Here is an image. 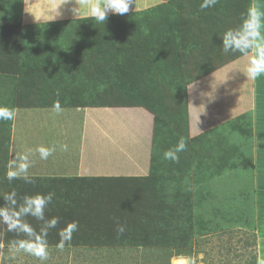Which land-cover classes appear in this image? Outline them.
I'll list each match as a JSON object with an SVG mask.
<instances>
[{
	"label": "rangeland",
	"instance_id": "rangeland-1",
	"mask_svg": "<svg viewBox=\"0 0 264 264\" xmlns=\"http://www.w3.org/2000/svg\"><path fill=\"white\" fill-rule=\"evenodd\" d=\"M38 1L0 0V108L28 105L18 99L26 62L15 39L19 29L21 35L25 31L23 26L39 23L29 18L32 12L49 9ZM84 1L76 0L78 16H86L82 10L91 7ZM152 1L134 3L125 15L109 13L104 24L87 18L70 23L69 14L77 5L66 3L58 11L62 21L38 26L47 32L41 50L58 52L62 44L60 51L66 53L62 57L72 60L68 79L62 78L70 91L78 86L79 94L88 91L92 98H105L106 107L130 101L127 107H138L140 115L148 117L135 126V134L149 141L150 156L145 167L133 163L134 157L125 164L123 158L105 160L112 173L139 168L106 188H92V183L74 175L9 182L10 161L18 157L22 144V130L15 132L12 120L21 121L23 113L14 110L11 119H0V205H7L3 197L11 192L16 193L17 205L25 195L51 193L45 219L59 218L57 227L48 231V258L43 262L13 252L14 242L26 237L0 224V264H172L175 257L191 264H264V99L256 96L261 91L249 82L246 56L224 53L219 38L251 12V0H217L203 9V0ZM23 13L30 16L23 19ZM235 19L237 26L231 21ZM75 23H80L77 34L68 30ZM5 42H10L11 51ZM77 51L90 62L80 61ZM181 65L188 71H180ZM55 67L47 69L51 81L57 76ZM224 67L228 68L220 72ZM204 77L187 96V86ZM260 88L264 91L262 84ZM225 107L229 110L224 112ZM25 119L34 122L31 116ZM121 120L124 127L134 121L125 115ZM200 126L202 131L196 133ZM70 131L75 145V126ZM133 135L127 132V139L135 140ZM181 138L185 150L176 161L165 159L164 153ZM113 139L114 153L121 148L126 156L137 155L131 146ZM40 141L48 149L51 143L58 144ZM35 142L29 146L37 150ZM102 147L106 150L107 145ZM99 148L94 146L93 152ZM85 149L91 154L89 147ZM25 220L40 231L42 221ZM73 221L77 230L58 247L61 230Z\"/></svg>",
	"mask_w": 264,
	"mask_h": 264
},
{
	"label": "crops",
	"instance_id": "crops-1",
	"mask_svg": "<svg viewBox=\"0 0 264 264\" xmlns=\"http://www.w3.org/2000/svg\"><path fill=\"white\" fill-rule=\"evenodd\" d=\"M89 1L90 0H85L84 3L86 5H91ZM142 1L145 2V0H134V3L136 4V6H138V4L141 3ZM151 1L152 0H148L147 3H150ZM38 2L41 8L43 6H46L49 9L48 10L40 9L37 10L36 12L34 11L31 13L32 14L31 16L29 15L30 17L23 13L22 14L23 19L26 16L27 18L29 17L31 19L33 16L37 20L36 22L39 23H36V25L33 24V26H29V24H26L25 26H23L25 28L24 29L25 31L22 32L21 35L19 29V34L17 35L19 36V38L15 39L16 40L15 46L17 52L22 53V51H24L22 55V61L24 60L26 62L24 66L26 67V70H24L26 74L24 75L23 78H21V83L18 85L19 87L18 92H20V96L18 95V99L19 100L25 99V101L24 100L22 101L23 103L24 102L28 103V105L26 106L24 103V105L21 107H15L16 109L14 110L16 111L18 109L21 110L23 116L21 118V121L19 118H18L19 121L17 119L12 120V124L16 126L14 128L15 132H17V130L19 131L22 130L21 132L22 144L20 145L19 155L22 156L24 154H30L29 158L31 160V167L28 170L29 178H39V179L43 178L42 181H44L46 178H51L55 180L54 179L55 177L66 178L64 176H70V175H74L79 179L81 177H83L81 179H93L97 177L116 178V177L133 176L134 174L132 172L138 170L139 169L138 166L135 167L132 166L134 171L112 173L109 170L110 167H107L103 162L108 159L111 161H119L120 159L121 161V158H123L125 164L126 159L129 158L133 159L134 157V160L132 161L133 163L136 161L140 166L145 167L146 164L145 161H147V159L150 156L149 141L140 140L139 138H136L135 140H131L129 138L127 139V132L131 131V133L135 135V131L137 129L135 126L143 125L142 120L144 119L145 121L146 118L148 117H143L144 115H140L138 107L130 108L127 107V105H112V106L109 105L108 107H106L107 105L103 103L104 98L101 97L92 98L89 95L88 91H83L81 94H79L78 86L72 87L73 90L70 91V88L67 87V85H65L64 81H62V78L67 77L68 79V74H67L68 64L72 62V60H70L68 56L64 58L62 57L66 53L62 54L60 51L62 50L61 42H60L61 45L59 47L61 49L58 52H54L51 49H49L45 53L44 50H41V47L45 46V36L47 32H44L45 29L39 30L40 28H38V26L39 27H42L41 25L44 26L46 22L47 24L48 23L53 24L54 22L62 21L61 13L58 12L60 8L57 10L58 15L57 13H51L52 15H55L56 18L54 20L49 21L50 12L55 7L58 0H39ZM64 2H66V0H64ZM152 2L154 3L155 1ZM67 3L73 5V3L74 4L76 3V0H68ZM251 3H252L251 11H255L260 14V22H261L260 31L262 34L261 43H264V0H251ZM73 10L72 11L70 10L71 12L69 14L71 15L70 19L68 20L70 23L71 22L74 23L77 20H79L80 22V20H82L83 18H87V20L94 21V19L88 15L90 9L82 10L83 14H87L86 16L83 17L76 15L73 12ZM78 24L75 23L74 24L75 26L69 27L70 29L68 30L70 31V33L75 32L77 34L79 28ZM28 29L30 31H28ZM83 29L84 28L82 26L81 33L83 32ZM13 41L11 42L13 43ZM9 43L5 42L7 47L10 46ZM11 49L12 47H8L9 51H11ZM42 49H44V47ZM32 51L36 55L35 58L31 57ZM77 53L79 55L78 51ZM76 57L80 58V61L83 60L84 62H90L84 60V58H81L80 55ZM84 57L91 58L88 55ZM53 58L56 61H54V63H51L49 59H53ZM34 60H36L38 63H42V62L43 63L41 65H38L33 62ZM74 60H76V58H74ZM248 60L249 57L246 56L247 65H248ZM49 65H51L52 67H55V65H57L55 67L57 69V76H55L56 79L52 81L48 78L49 75H52V72H49V75L47 74V69ZM228 67H224L220 69V72L221 70L227 69ZM206 79L207 78L204 77L203 79L194 81L193 83L195 86H198L197 85L198 83ZM249 82L252 84L251 86L256 88V91L257 89H259L258 91H261L260 92L261 95H259V93L258 94L256 93V96L257 97L259 96L261 100L264 99V91L260 88L261 84L262 86H264V76L258 78L257 80L249 79ZM193 83H190L189 86H187L186 88L187 96L188 93L191 92V85ZM67 91L71 93L68 94ZM67 95H69V97ZM190 102L191 99H189V105ZM228 110L229 108L225 107L223 111L225 112ZM56 111L60 112V114L58 113L57 117L51 114L52 112L54 113ZM69 112H71L72 113L71 115L73 116H70ZM113 113H115V115ZM127 114H129V116H126ZM145 114L147 115L148 113ZM123 115H125L126 119L131 117V119L134 120L132 123H129L128 127L127 126L124 127L121 122L122 121L121 118ZM30 116L33 117L34 122L31 119L26 121L25 118ZM73 118L75 119L73 120ZM202 120L204 119L197 121L200 124L201 123L200 121ZM191 122L194 121H192L191 119L190 123ZM25 124L28 125L30 124V128L29 126H27L26 128ZM73 126H75V130L77 131L75 145H72L71 142V139L73 137L71 136L72 132L70 131V128ZM114 129H117L119 132ZM200 131H202L201 126L196 133H199ZM109 133L115 138V140H119V139L122 140L121 142H124L123 145H125L127 148L128 145L131 146V148L135 150V153L137 155L126 156V152L122 153L121 148H120V152L118 151L119 153L118 152L114 153L112 151V149L114 148L112 144L115 142L113 137L109 135ZM65 137L66 139H63ZM48 139L52 142L58 141V144L51 143V147L52 149H54V151H52L53 153L51 154V157L47 159H41L37 150L40 147H44V148L47 147L46 145H43L44 142L40 140H48ZM32 140L37 141L34 144V146L37 147V150H35L33 147L30 148L29 142ZM62 141H65L66 143ZM63 143L65 145H63ZM104 144L107 145L106 150H102L105 149L102 147ZM97 145L101 146V148H99L98 151L93 152L94 146ZM64 146H66V149L64 148ZM85 146L87 148L89 147L93 153L92 152L91 154L88 153L87 149H85ZM74 148H75L74 159L73 162H71L70 161V155L72 154L71 150ZM35 163H37L38 168L35 166ZM17 179H21V178H17Z\"/></svg>",
	"mask_w": 264,
	"mask_h": 264
},
{
	"label": "clouds",
	"instance_id": "clouds-1",
	"mask_svg": "<svg viewBox=\"0 0 264 264\" xmlns=\"http://www.w3.org/2000/svg\"><path fill=\"white\" fill-rule=\"evenodd\" d=\"M64 0H58L55 7L50 12V20L56 18L51 13H57V10L65 3ZM217 0H203L201 8H210L215 5ZM77 5V3H76ZM134 6V0H95L91 4L88 15L95 19L96 22L104 24L109 13L113 15H125ZM76 15L79 14L78 5L73 10ZM58 15V13H57ZM261 22L260 14L255 11L249 12L240 25L236 28H231L222 33L219 37L221 40V48L224 53H240L241 56L249 57L246 67L247 77L251 80H257L264 76V43H261ZM194 83L191 89H194ZM14 115V110L8 108H0V119H11ZM66 149V146H64ZM186 141L181 138L177 145L164 153L165 159L176 161L178 153L185 150ZM38 153L41 159H47L54 149L44 147L38 148ZM30 154H24L15 157L10 161L7 179L9 182L23 178L26 183H32L28 176V170L31 167ZM16 193L11 192L3 197L8 203L0 205V224L4 225L9 232H15L17 235L23 234L25 239H18L13 244V252H24L38 258L41 262L48 258V243L47 236L49 229L56 228L59 223L58 217L45 219V211L47 206L52 201V194L48 195H25L22 203L17 205L15 199ZM26 217H33L38 221H42V227L37 232L28 222ZM78 228L77 222L73 221L66 225L61 230V244L58 247H63V241L70 239L71 232ZM124 228H118V232H123ZM185 264H191V261H186Z\"/></svg>",
	"mask_w": 264,
	"mask_h": 264
},
{
	"label": "trees",
	"instance_id": "trees-1",
	"mask_svg": "<svg viewBox=\"0 0 264 264\" xmlns=\"http://www.w3.org/2000/svg\"><path fill=\"white\" fill-rule=\"evenodd\" d=\"M232 22H234V24L237 26V24H239V22H237L236 21V19L233 21V20H231ZM233 24V23H232ZM107 44H108V41H107ZM166 45V44H165ZM160 50V49H159ZM179 67V69H180V71H182V72H185V71H188V69L186 68V67H184L183 65H181V66H178ZM196 75H198V74H196ZM105 99V98H104ZM120 101H116L115 102V105H118V104H120V105H127V106H129V102L130 101H127L126 102V100H123L121 103H119ZM131 137H134V138H139V135L138 134H135V135H133V136H131ZM96 147H99V145H97ZM103 150V149H102ZM127 178H129V177H97V178H93V179H83V180H86V181H88L89 182V184H91L92 183V188H99V186H102V187H104V188H106L107 186H109L110 184H111V181L112 180H115V179H127ZM80 180V179H79ZM103 188V189H104ZM252 264H256V263H252Z\"/></svg>",
	"mask_w": 264,
	"mask_h": 264
},
{
	"label": "bare ground",
	"instance_id": "bare-ground-1",
	"mask_svg": "<svg viewBox=\"0 0 264 264\" xmlns=\"http://www.w3.org/2000/svg\"><path fill=\"white\" fill-rule=\"evenodd\" d=\"M185 262L186 261L184 259L177 258V257L172 259V264H185Z\"/></svg>",
	"mask_w": 264,
	"mask_h": 264
}]
</instances>
